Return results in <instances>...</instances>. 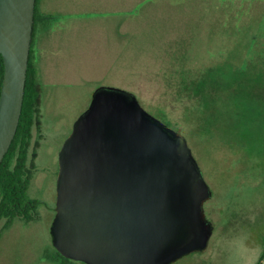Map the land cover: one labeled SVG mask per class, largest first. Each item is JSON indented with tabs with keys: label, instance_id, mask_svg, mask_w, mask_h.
I'll return each mask as SVG.
<instances>
[{
	"label": "rangeland",
	"instance_id": "1",
	"mask_svg": "<svg viewBox=\"0 0 264 264\" xmlns=\"http://www.w3.org/2000/svg\"><path fill=\"white\" fill-rule=\"evenodd\" d=\"M42 12L53 15L35 41L43 138L27 192L39 201L38 215L1 231L0 264H56L48 255L55 252L59 152L101 85L134 92L183 133L212 190L204 205L214 224L210 243L182 264H257L264 252V99L257 105L262 113L239 120L232 109L212 127L186 116L181 92L188 56L194 68L212 59L246 62L261 75L264 48L247 40L243 56L240 41L250 36L252 19L264 26V0H46ZM238 13L241 26L233 23ZM224 16L230 22L220 25ZM255 85L264 98V76Z\"/></svg>",
	"mask_w": 264,
	"mask_h": 264
},
{
	"label": "water",
	"instance_id": "2",
	"mask_svg": "<svg viewBox=\"0 0 264 264\" xmlns=\"http://www.w3.org/2000/svg\"><path fill=\"white\" fill-rule=\"evenodd\" d=\"M37 0H0V166L25 98ZM53 245L87 264H172L205 250L211 198L187 138L127 89L101 85L59 152Z\"/></svg>",
	"mask_w": 264,
	"mask_h": 264
},
{
	"label": "trees",
	"instance_id": "3",
	"mask_svg": "<svg viewBox=\"0 0 264 264\" xmlns=\"http://www.w3.org/2000/svg\"><path fill=\"white\" fill-rule=\"evenodd\" d=\"M38 3L39 0H37L35 11L32 48L22 115L17 133L0 166V223L5 221L4 227L0 228V236L1 231L9 227L15 219L30 221L37 218L38 215L36 207L39 201L31 199L27 194L36 167L37 148L43 138L41 119L43 83L39 78L34 47L39 29L48 27L53 16L52 14L43 13L39 9ZM230 7H226V10ZM234 17L233 23L241 26L243 15L238 13ZM229 18L224 16V19H220V25L225 22L229 23ZM249 24L250 36H245L243 42L240 41V48L243 49L241 55L243 56L247 40L255 48L257 46L264 48V26L261 20L254 18ZM190 60H193V58L188 56L187 62L183 61V70L187 73L182 78L181 93L182 96L187 97L186 116L194 118L198 123L203 121L207 125L215 127L217 123L225 122L227 113L231 114L232 109H234V113L239 117V120L243 119L241 116L262 113L257 110V105L264 99L263 95L254 92L258 90L255 83L259 81L260 77L264 76V50L261 65L258 66L261 75L251 74L253 72L252 64L248 65L246 62L231 63L226 60H224L225 62H216L215 59H212L213 62L194 68L192 67L193 64H187ZM240 61H243V59ZM4 70V58L0 53V93ZM164 114L168 118L165 112ZM168 119L170 120V118ZM170 122L172 121L170 120ZM172 123L177 124V122ZM34 128L37 130L36 133H34ZM197 253H200V251H195L191 255ZM48 256L56 264H87L84 261L65 256L56 247L55 252ZM263 259L264 252L257 264H261ZM172 264H182V258Z\"/></svg>",
	"mask_w": 264,
	"mask_h": 264
},
{
	"label": "crops",
	"instance_id": "4",
	"mask_svg": "<svg viewBox=\"0 0 264 264\" xmlns=\"http://www.w3.org/2000/svg\"><path fill=\"white\" fill-rule=\"evenodd\" d=\"M42 4V7L40 6V10L42 11V10H44V7H45V3H46V0H39ZM38 6H39V3H38ZM40 39H41V37H40ZM35 41H37V37H36V40ZM41 45H42V43H41ZM39 50H41V46H40V48L38 47V49L36 48V50H35V47H34V55H35V58L37 59V53H36V51H39ZM40 54V53H39Z\"/></svg>",
	"mask_w": 264,
	"mask_h": 264
}]
</instances>
